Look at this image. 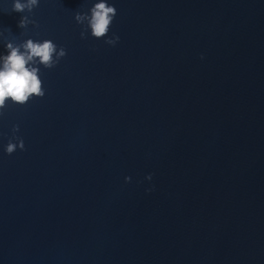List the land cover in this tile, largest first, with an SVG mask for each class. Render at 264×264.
Returning a JSON list of instances; mask_svg holds the SVG:
<instances>
[{
  "label": "water",
  "instance_id": "1",
  "mask_svg": "<svg viewBox=\"0 0 264 264\" xmlns=\"http://www.w3.org/2000/svg\"><path fill=\"white\" fill-rule=\"evenodd\" d=\"M96 2L0 0V55L66 51L0 110V264H264V0H106L81 38Z\"/></svg>",
  "mask_w": 264,
  "mask_h": 264
},
{
  "label": "clouds",
  "instance_id": "2",
  "mask_svg": "<svg viewBox=\"0 0 264 264\" xmlns=\"http://www.w3.org/2000/svg\"><path fill=\"white\" fill-rule=\"evenodd\" d=\"M40 0H14L13 12L31 13L39 6ZM116 8L110 6L106 0H99L90 9L89 13L76 12L75 20L78 24L85 25L81 32V38L85 37L88 29L91 36L97 39L104 38L109 32L110 25L116 16ZM36 22L30 20L27 15L21 17L18 27L26 28L28 24ZM38 26V25H37ZM119 36L113 35L105 40L109 45H115ZM7 54L0 55V110L4 109L8 102L24 105L33 97H43L45 95L42 87V80L39 76V65L46 69L54 68L66 55L63 47L57 50V45L51 40L33 41L28 39L25 42L14 45L8 42L6 45ZM2 114V113H0ZM19 126L13 127V132H17ZM18 143L11 140L6 146V152L12 154L17 147L24 149L22 139L16 137ZM151 179V176L148 177Z\"/></svg>",
  "mask_w": 264,
  "mask_h": 264
}]
</instances>
